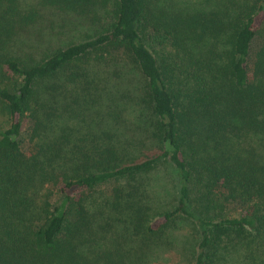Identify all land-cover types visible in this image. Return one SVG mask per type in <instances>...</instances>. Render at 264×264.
I'll return each instance as SVG.
<instances>
[{"label": "trees", "instance_id": "1", "mask_svg": "<svg viewBox=\"0 0 264 264\" xmlns=\"http://www.w3.org/2000/svg\"><path fill=\"white\" fill-rule=\"evenodd\" d=\"M41 2L88 32L26 37L39 9L0 0V264H136L182 217L195 264H264V0ZM164 163L160 211L145 175Z\"/></svg>", "mask_w": 264, "mask_h": 264}, {"label": "rangeland", "instance_id": "2", "mask_svg": "<svg viewBox=\"0 0 264 264\" xmlns=\"http://www.w3.org/2000/svg\"><path fill=\"white\" fill-rule=\"evenodd\" d=\"M195 1H197V7L199 8L206 4V0ZM21 3L26 8L37 7L39 9V17L37 21L26 28L24 34L26 37L32 36V38H34L37 31L43 30V32L53 35L54 45H60V43L64 42L80 41V39H84L83 37H85L88 32L84 31L85 28L82 29L80 27L75 28L74 26H71L69 23L70 15L57 12L54 8L42 3L41 0H21ZM63 25L64 28H61ZM79 26L87 27V29L89 27L88 24H86V26L79 24ZM35 38H37V36H35ZM162 42L163 44H161ZM263 42L264 33L263 36H260V38L255 41L253 51L256 52L260 46L263 45ZM153 47L160 55L165 54L163 50L170 49L169 44L164 43L162 38H160ZM126 117L128 122L134 123L131 111L126 114ZM133 132V138L140 141L137 144V147H134L135 154L139 153L140 155L142 152L157 151V147L154 145L152 139L146 140L140 135L141 131L135 130L134 127ZM145 178L148 183L147 204L154 210H166V208L174 202L176 188L178 187V177L174 168H172L170 164H161L152 173L145 175ZM111 187L112 186L100 188L96 195L98 196L99 193L106 195L110 192ZM229 208L232 211H235L237 206H230ZM226 212H228V210H226ZM200 231V227L196 221L186 217L178 218L172 223L168 234L164 238H157L154 240L158 243V246L155 247L153 245L147 256L144 258H139V260L134 259L132 261L136 264H195V248L199 243ZM140 242L141 241H138L137 244ZM100 243L101 248H111L113 245V236L110 234L105 235V238L101 240ZM124 247L129 249L134 246L129 240H125ZM93 248L97 251L100 249L95 245H93ZM91 264L96 263L92 261ZM99 264L103 263L100 262Z\"/></svg>", "mask_w": 264, "mask_h": 264}]
</instances>
